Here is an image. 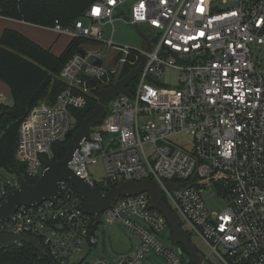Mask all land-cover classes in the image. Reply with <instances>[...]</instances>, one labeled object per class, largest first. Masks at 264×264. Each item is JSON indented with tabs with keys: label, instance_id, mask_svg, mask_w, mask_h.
<instances>
[{
	"label": "built area",
	"instance_id": "1",
	"mask_svg": "<svg viewBox=\"0 0 264 264\" xmlns=\"http://www.w3.org/2000/svg\"><path fill=\"white\" fill-rule=\"evenodd\" d=\"M129 1L118 20L148 34L146 49L120 46L123 56L110 66L114 16ZM48 28L85 43L83 54L60 70L64 86L54 103L34 107L20 124L14 157L25 166L23 178H39L42 156L72 129L70 110L113 85L124 56L135 52L145 60L133 93L108 102L69 169L100 193L127 181L155 182L182 231L209 250L200 254L201 264H210L212 255L222 264H264V0H97L72 26L54 21ZM167 71L174 72L173 86L159 81ZM98 162L103 178L95 181L89 167ZM11 176L0 181V200L20 184ZM208 186L226 201L222 211L203 202L199 190ZM148 206L146 192L119 197L97 219L81 211L74 188L61 182L56 200L19 207L0 223V234H28L54 264H146L150 255L186 264L166 220ZM113 224L137 239L136 250L112 260L87 259L83 249L99 245L103 227ZM164 233L173 248L162 242ZM6 250L0 248V260Z\"/></svg>",
	"mask_w": 264,
	"mask_h": 264
},
{
	"label": "trees",
	"instance_id": "2",
	"mask_svg": "<svg viewBox=\"0 0 264 264\" xmlns=\"http://www.w3.org/2000/svg\"><path fill=\"white\" fill-rule=\"evenodd\" d=\"M97 0H0V17L20 20L41 27H51L58 21L62 27H70L82 17L88 7ZM85 43L82 39H71L63 52L55 56L14 30L5 29L0 36V80L10 89L12 105H0V169L21 179L24 175L23 164L16 161L14 152L17 146L18 130L28 113L40 104L54 103L57 94L63 89L58 74L64 64ZM123 54H118L117 60ZM125 63L118 80L128 75L139 64L135 52L124 56ZM137 78L127 86L126 92L132 94ZM117 80V81H118ZM82 109H71L74 119L72 134L80 127V122L91 115L97 104L98 91H93ZM68 140L63 138L51 146L48 155H43L46 162L64 159ZM38 179V178H37ZM37 179L26 178L27 183L34 184ZM97 192L102 190L95 187ZM109 191V190H108ZM164 203V199L159 197ZM180 248L181 246L174 244ZM186 264H192L189 258ZM0 264H54L47 253H38L30 245L14 246L2 252Z\"/></svg>",
	"mask_w": 264,
	"mask_h": 264
},
{
	"label": "water",
	"instance_id": "3",
	"mask_svg": "<svg viewBox=\"0 0 264 264\" xmlns=\"http://www.w3.org/2000/svg\"><path fill=\"white\" fill-rule=\"evenodd\" d=\"M79 53L83 54L82 51H79ZM144 60L142 57L137 67L128 75L119 79L113 85L99 90L97 104L91 115L80 122L79 129L73 134L71 130L65 134L64 138L69 140L68 149L63 160L44 163L36 183L29 184L26 179L21 178L19 186L11 190L0 200V223L9 220L13 213L21 206L35 207L43 201L56 200L61 193V182H67L74 188L81 200V211L97 219L119 197L136 196L146 192L148 194V207L159 212L166 220L171 231L172 243L182 247L184 254L190 259L192 264H201V257L190 243L189 235L182 231L178 219L172 213L169 206L159 201L161 190L155 182L150 180H144L139 183L127 181L113 187L106 193H99L89 187L83 178H79L68 167V163L73 153L79 148L81 141H88L91 129L102 122L108 102L119 94H126L127 86L141 71ZM96 64L100 65V62L97 61ZM167 186L171 188L170 185ZM20 243L30 245L38 253L42 251L40 243L28 234H0L1 249H9ZM102 247V253H105L103 240Z\"/></svg>",
	"mask_w": 264,
	"mask_h": 264
},
{
	"label": "rangeland",
	"instance_id": "4",
	"mask_svg": "<svg viewBox=\"0 0 264 264\" xmlns=\"http://www.w3.org/2000/svg\"><path fill=\"white\" fill-rule=\"evenodd\" d=\"M132 2L129 1L122 9L121 13L114 16V35H113V42L116 46L112 47L108 50L107 59L111 62L110 66L114 65L117 60V54L119 53L120 46L122 47H129L137 51L145 50L146 43L143 35H148L147 33H143L138 27H134L132 25H127L122 21L118 20V18L124 17L129 10ZM117 19V20H115ZM104 30V37H108L107 33L109 27H103ZM153 40L156 39V36L152 38ZM89 48V47H88ZM92 50H99L103 53L107 52L106 47L103 46H95L93 45L90 47ZM123 65L118 67V72L121 71ZM120 74V73H119ZM119 76V75H118ZM174 72L167 71L166 74L159 79L161 83L171 84L172 86L175 85L173 81ZM73 125V121L71 122ZM74 126V125H73ZM72 126V128H73ZM89 171L92 174V177L95 181H100L103 178V166L101 162H98L96 165L89 167ZM12 176L6 173L3 169H0V181L3 179H11ZM200 195L202 197L203 202L205 203L206 207L210 211L220 212L226 207V201L222 199V197L217 193L213 186H208L207 188H200ZM162 197V196H161ZM185 230V227H182ZM104 230V246H105V253H102V246L101 242L96 247H92L90 249L84 248L85 252H88L87 259H91L94 256L102 255L108 260H112L117 256H120L122 253L135 250V246L137 245V239L128 233L125 229H123L118 224L109 225L103 227ZM166 235L168 233H164V237L162 242L166 246H170L173 248V244L166 239ZM190 243L194 246L197 250L198 254L200 255H208L209 250L206 246L202 243V241L197 238L196 236L192 235L189 237ZM157 258V257H156ZM159 258V262L161 264H167L164 259ZM78 259V257H76ZM208 262L210 264H222L220 260L212 255Z\"/></svg>",
	"mask_w": 264,
	"mask_h": 264
},
{
	"label": "crops",
	"instance_id": "5",
	"mask_svg": "<svg viewBox=\"0 0 264 264\" xmlns=\"http://www.w3.org/2000/svg\"><path fill=\"white\" fill-rule=\"evenodd\" d=\"M5 29L18 32L22 36L34 42L40 48L49 50L50 53L55 56L60 55L71 41L68 36L56 34L49 28L33 25L20 20L0 17V36ZM12 102L13 100L9 87L0 80V105L11 106ZM135 248H137V245ZM135 250L126 251L120 256L130 255ZM157 259L159 260L158 256L150 255L147 257L146 262H148V264H161Z\"/></svg>",
	"mask_w": 264,
	"mask_h": 264
}]
</instances>
